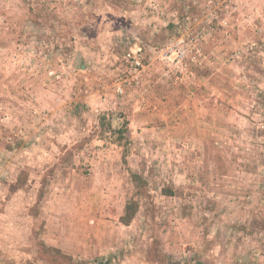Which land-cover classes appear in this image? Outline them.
Wrapping results in <instances>:
<instances>
[{
    "label": "rangeland",
    "instance_id": "374dc122",
    "mask_svg": "<svg viewBox=\"0 0 264 264\" xmlns=\"http://www.w3.org/2000/svg\"><path fill=\"white\" fill-rule=\"evenodd\" d=\"M41 243L264 264V0H0V264Z\"/></svg>",
    "mask_w": 264,
    "mask_h": 264
},
{
    "label": "trees",
    "instance_id": "16d2710c",
    "mask_svg": "<svg viewBox=\"0 0 264 264\" xmlns=\"http://www.w3.org/2000/svg\"><path fill=\"white\" fill-rule=\"evenodd\" d=\"M131 175L135 180L139 178L138 174L132 173ZM24 178L25 177L23 175H19L17 177L16 182L11 185L13 191L24 185ZM136 209L137 202L135 200H131L130 202L126 203L123 213L119 217V220L123 224H129L136 213ZM41 244L40 255L42 257V260H44L46 264H76L70 255L62 252L59 248L53 246H45V244L43 243Z\"/></svg>",
    "mask_w": 264,
    "mask_h": 264
},
{
    "label": "built area",
    "instance_id": "2783aa9c",
    "mask_svg": "<svg viewBox=\"0 0 264 264\" xmlns=\"http://www.w3.org/2000/svg\"><path fill=\"white\" fill-rule=\"evenodd\" d=\"M133 63H135L136 65L139 64V60L138 58H136L135 56H133Z\"/></svg>",
    "mask_w": 264,
    "mask_h": 264
}]
</instances>
